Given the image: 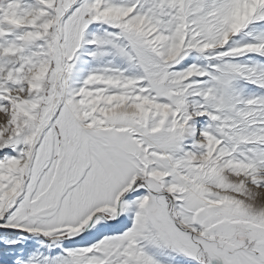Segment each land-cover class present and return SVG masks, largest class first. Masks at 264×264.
<instances>
[{
  "label": "snow or ice",
  "instance_id": "snow-or-ice-1",
  "mask_svg": "<svg viewBox=\"0 0 264 264\" xmlns=\"http://www.w3.org/2000/svg\"><path fill=\"white\" fill-rule=\"evenodd\" d=\"M0 264H264V0H0Z\"/></svg>",
  "mask_w": 264,
  "mask_h": 264
}]
</instances>
